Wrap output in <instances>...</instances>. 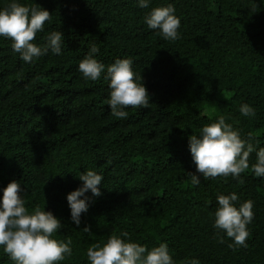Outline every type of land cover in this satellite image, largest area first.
Here are the masks:
<instances>
[{
  "label": "trees",
  "instance_id": "obj_1",
  "mask_svg": "<svg viewBox=\"0 0 264 264\" xmlns=\"http://www.w3.org/2000/svg\"><path fill=\"white\" fill-rule=\"evenodd\" d=\"M48 9L35 43L63 33L62 54L26 63L11 40L0 37V197L12 180L25 189V207L61 219L57 240L71 239L72 255L58 264H90L87 249L122 231L148 249L166 242L175 264L196 256L201 264H264V178L250 170L191 183L188 142L224 115L242 138L251 132L264 147V0H20ZM9 0H0V8ZM173 4L179 38L168 41L147 28L144 16ZM90 43L106 68L131 58L150 93L148 108L110 114L107 81H86L77 66ZM252 105L255 117L239 112ZM256 152L249 155L250 166ZM103 175L81 224L70 218L67 194L79 172ZM237 193V206L254 203L247 247L213 227L218 194ZM91 195V193H87ZM88 225L91 233L83 228ZM0 264H14L0 247Z\"/></svg>",
  "mask_w": 264,
  "mask_h": 264
},
{
  "label": "clouds",
  "instance_id": "obj_2",
  "mask_svg": "<svg viewBox=\"0 0 264 264\" xmlns=\"http://www.w3.org/2000/svg\"><path fill=\"white\" fill-rule=\"evenodd\" d=\"M139 8H148L151 0H136ZM51 22L50 11L38 3L25 4L20 0H9L0 8V37L11 40V48L19 58L31 63L35 59L51 52L62 54L63 33L51 31L42 37L44 43H35L38 32L44 31L45 22ZM148 29L156 30L162 39L175 41L179 38L180 18L175 14L174 5L152 8L145 16ZM100 48L90 43L88 52L80 60L77 70L86 81H97L103 74L107 81V105L110 114L118 119H126L132 108H148L150 93L142 82V76L133 70V60L117 58L110 65L97 59ZM239 112L245 117H255V108L242 103ZM253 134L249 132L242 138L238 129L226 122L220 115L214 122L204 125L199 134L189 137V150L196 166L195 173L189 172L191 183L199 185L200 176L205 180L231 175L238 179L241 173L250 170L254 176L264 178V147L254 144ZM256 152L255 163L250 166L249 155ZM82 184L67 194L70 218L75 225L81 224V216L89 210L94 198L102 195L103 175L93 169L76 174ZM0 197V247L14 264H58L72 255L71 239L57 240L53 234L61 229V219L51 210L36 207L29 212L25 207L24 191L21 183L12 180L2 190ZM91 193L88 195L87 193ZM238 195L218 194L217 208L214 212L213 227L223 232L232 243L229 247H247L249 225L254 218L252 200L236 205ZM91 233L90 226L83 228ZM129 233L122 231L113 234L103 244L96 243L87 249L90 264H175L168 244L161 242L148 249L146 245L133 242ZM184 264H201L198 257L185 258Z\"/></svg>",
  "mask_w": 264,
  "mask_h": 264
}]
</instances>
